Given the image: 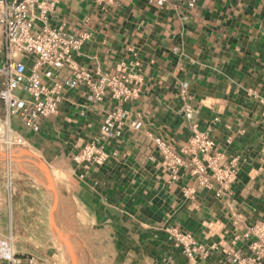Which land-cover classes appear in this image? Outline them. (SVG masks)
<instances>
[{"label":"crops","instance_id":"obj_1","mask_svg":"<svg viewBox=\"0 0 264 264\" xmlns=\"http://www.w3.org/2000/svg\"><path fill=\"white\" fill-rule=\"evenodd\" d=\"M50 23H64L75 36L90 32L74 54L79 65L141 78L138 97L124 107L142 114V127H126L110 144L97 140L107 154L101 162L74 156L115 106L109 96L89 101L84 87L67 90L58 114L42 119L38 131L19 127L30 151L57 176L61 221L89 264H187L169 239L171 228L210 245L264 222V0H171L159 9L147 0H57ZM67 73L56 71L55 78ZM182 83L195 109L191 119L181 109ZM191 121L200 130L211 125L210 155L218 164L237 158V177L224 198L199 187L184 200L191 175L181 169L170 182L160 164L153 138L179 150ZM23 184H16L15 198L6 186L0 189V234L15 237L19 264L28 254L58 261L50 239L36 230L37 203ZM249 243L239 239L235 248L249 255ZM195 258L197 264H234L220 249Z\"/></svg>","mask_w":264,"mask_h":264},{"label":"built area","instance_id":"obj_2","mask_svg":"<svg viewBox=\"0 0 264 264\" xmlns=\"http://www.w3.org/2000/svg\"><path fill=\"white\" fill-rule=\"evenodd\" d=\"M147 1L159 9L171 0ZM56 3L57 0H0V149H10L12 145L30 147L19 127L38 131L42 119L58 114L65 91L82 86L89 101H103L107 96L115 101V106L104 111L98 134L74 156L79 162H101L107 154L96 145L97 140L110 144L121 137L126 127L135 130L142 127V114L136 112L132 116L124 107L138 97L141 78L134 72L121 75L92 72L79 65L74 54L90 32L75 36L66 32L64 23L52 25L50 14L56 10ZM62 69L68 73L58 80L55 73ZM178 95L184 115L191 119L195 109L185 83ZM261 101L264 115V99ZM190 131L187 144L179 150L160 137L153 138L161 155V166L170 182L178 179L181 169L191 175V183L182 188L184 200L193 199L199 187L214 189L217 197L224 198L237 177V158L220 165L210 155L214 148L211 125L200 130L191 121ZM242 238L250 240L249 255H242L235 248L236 241ZM169 239L181 247L187 264H197L196 253L207 255L216 249L229 255L234 264H257L264 258V222L247 226L230 242L202 244L191 233L176 228L169 230ZM14 242L12 234H0V264L20 263ZM26 261V264H59L56 259L49 261L32 254L26 256Z\"/></svg>","mask_w":264,"mask_h":264},{"label":"rangeland","instance_id":"obj_3","mask_svg":"<svg viewBox=\"0 0 264 264\" xmlns=\"http://www.w3.org/2000/svg\"><path fill=\"white\" fill-rule=\"evenodd\" d=\"M0 150L1 191H3V186H6L7 191L10 193H13V191L15 192V198L20 194V192L18 193L19 188L16 184L26 183L23 184L25 185L24 187H28L31 190L34 195L32 196L33 202L37 203V212H35V216L37 217L38 228H36V230L47 239H50V241L47 242L49 245H52L49 249L55 251L54 253L57 254L59 264H89L86 256L81 252L82 250L77 238L72 236L68 229L63 226L50 200L46 202V197L48 195L47 191L49 192V181L44 171H47V167L38 160L28 146L21 147L12 145L10 149L3 147ZM8 150L9 152H7ZM24 153H27L31 158ZM22 170L28 171L29 173H23ZM28 183H32L34 186L31 187ZM25 189L26 188H21L20 190ZM5 191L6 190H4V193ZM26 197L27 194H24V201ZM29 201L31 202V200ZM55 201L60 210L61 205L58 196H56ZM30 205L32 206L34 204L31 203ZM32 216L33 215H31V217ZM59 229L62 230L60 231ZM59 233L64 250L61 249L58 243Z\"/></svg>","mask_w":264,"mask_h":264},{"label":"water","instance_id":"obj_4","mask_svg":"<svg viewBox=\"0 0 264 264\" xmlns=\"http://www.w3.org/2000/svg\"><path fill=\"white\" fill-rule=\"evenodd\" d=\"M22 172L23 173H29L28 171H25V170H22ZM44 174L47 176L48 181H49V183H48L49 184V195H50L49 200H50L51 204L53 205V207L56 209L58 217L61 220L60 211H59L58 205H56V201H55L56 196H57V182L53 176V173L48 168H47V171H44ZM59 230L61 231L62 229H59ZM60 231H58V232H60ZM59 236H60V233L58 234V243H59L61 249L64 250L63 245L61 243V239Z\"/></svg>","mask_w":264,"mask_h":264},{"label":"bare ground","instance_id":"obj_5","mask_svg":"<svg viewBox=\"0 0 264 264\" xmlns=\"http://www.w3.org/2000/svg\"><path fill=\"white\" fill-rule=\"evenodd\" d=\"M0 152H1V150H0ZM7 152H9V150L7 151ZM26 156H29L27 153H24ZM2 156V155H1ZM12 157H14V156H12ZM29 158H31V156H29ZM53 173V172H52ZM53 176H54V174H53ZM70 249V248H69Z\"/></svg>","mask_w":264,"mask_h":264}]
</instances>
